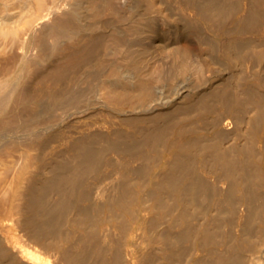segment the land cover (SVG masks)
<instances>
[{"label":"bare ground","instance_id":"obj_1","mask_svg":"<svg viewBox=\"0 0 264 264\" xmlns=\"http://www.w3.org/2000/svg\"><path fill=\"white\" fill-rule=\"evenodd\" d=\"M0 264H264V0H0Z\"/></svg>","mask_w":264,"mask_h":264}]
</instances>
